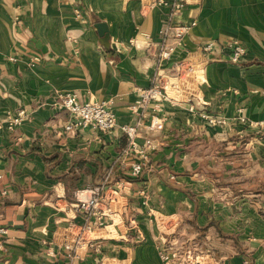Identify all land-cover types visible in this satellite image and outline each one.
I'll return each mask as SVG.
<instances>
[{
    "label": "crops",
    "instance_id": "obj_1",
    "mask_svg": "<svg viewBox=\"0 0 264 264\" xmlns=\"http://www.w3.org/2000/svg\"><path fill=\"white\" fill-rule=\"evenodd\" d=\"M171 2L0 0V118L27 113L14 133L0 130V264H183L178 246L185 241L200 246L195 257L207 264H264V144L235 141L264 122V0H186L173 21L195 25L162 74L172 82L168 69L184 62L197 69L196 79H181L178 103H161V129L149 128L146 111L134 148L121 131L136 122L130 107L156 73ZM99 22L106 38L97 34ZM210 40L238 41L246 51L242 64L219 59V50L207 59L198 48ZM63 93L87 103L112 100L114 130L65 131L69 115L55 108ZM200 112L225 124L209 125L194 114ZM235 148L242 150L237 157ZM235 158L238 193L252 201L206 203L204 219L199 202L171 187L163 169L184 180L198 163L229 169ZM134 164L142 165L137 177L130 175ZM215 177L229 193V172ZM101 186L95 211L103 225L81 235L94 218L78 209L77 198L89 199ZM187 215L195 232L172 238ZM247 220L256 228L249 236ZM77 238L83 240L74 246ZM164 245L178 258L163 261Z\"/></svg>",
    "mask_w": 264,
    "mask_h": 264
},
{
    "label": "built area",
    "instance_id": "obj_2",
    "mask_svg": "<svg viewBox=\"0 0 264 264\" xmlns=\"http://www.w3.org/2000/svg\"><path fill=\"white\" fill-rule=\"evenodd\" d=\"M165 3V2H163ZM186 5V0H172L170 3V11L163 21V25L159 30V41L156 44V54L154 57L156 65V73L152 76L150 83L147 87L141 88L137 91V101L131 105V111L137 116V120L133 125L121 126V131L126 135L128 145L131 148L135 147L136 138L138 134V128L141 122L146 118V111L149 109L152 111L149 117L151 130H159L162 128V120L156 116V113L161 110L162 102H177V93L179 91L180 83L184 81H192L196 79L194 66L185 64L184 62L173 63L168 74L172 75L171 81L166 80V73L162 74L163 66L166 62H169L175 51L179 48L181 40L184 35L195 25L194 22L182 23L175 25L174 17L182 11ZM199 52L210 59L215 50H219L220 58L223 56L226 60L233 65L242 64L245 56L244 47L236 40L221 41H206L201 43L198 48ZM215 59V58H214ZM218 59V58H217ZM181 76H183L181 78ZM184 86H182L183 88ZM186 102V101H185ZM113 101L106 100L98 103L82 102L74 93L60 94L56 100L55 108L59 111L68 113L69 119L64 126L65 131H74L78 129L89 128L96 133H107L116 127V116L113 111ZM189 109L193 110L192 104L189 105ZM204 117V116H203ZM27 113L25 110H17L13 114H6L0 118V130L6 129L9 132H15V130L25 122ZM208 124L213 126L224 125L223 119L218 117H210ZM256 127H264V122L255 124ZM142 169L141 164H134L131 167L130 175L137 177ZM102 186L92 190V194L89 199L77 198L78 209L84 211L88 216H92L94 219L88 221L82 228L81 235H85L88 232L93 231L95 228L103 225V217L96 213V208L101 202V190ZM83 238H77L74 244L77 245ZM74 247L65 245L66 251H71ZM176 257V254H168L163 250L161 258L167 262L169 259Z\"/></svg>",
    "mask_w": 264,
    "mask_h": 264
},
{
    "label": "rangeland",
    "instance_id": "obj_3",
    "mask_svg": "<svg viewBox=\"0 0 264 264\" xmlns=\"http://www.w3.org/2000/svg\"><path fill=\"white\" fill-rule=\"evenodd\" d=\"M182 103L187 104L188 105L187 110H189L192 113V110L189 109L190 108L189 105H191V102L189 101V99L188 100L186 99V102H182ZM194 114L207 123L210 117H216V116H212V115H209L203 112H200V114H196V113ZM249 128L251 130H254L252 134L247 133V135L237 136L235 138V141H241L245 139V141H247V144H249L248 140L250 141L256 140L259 143L264 144V131L259 130L258 128L260 127H256L255 124H250ZM241 151H242L241 148H235L233 149V152H234L233 155L237 157L239 156V154H241ZM237 160L238 159L235 158V162L230 163L229 169H227L226 167L222 168L221 163L214 164L212 168L210 164L198 163L197 168L193 170L191 169V171H186L185 175H187L188 178H184V180L178 179L176 177L177 175L174 176L173 172H171V170H169L166 166L163 167V169L167 171L166 172L168 174L167 180L169 181V185L171 187H174L177 190L181 191L182 195H186L187 197L191 198V200H197L199 202L198 204L199 218L204 219L205 218L204 211L206 208V203L214 204V205L228 204V205L236 206L238 205L239 202L243 203L247 201H252L253 199L252 196H246L245 198L243 194L238 193L239 181H238L237 172L239 168L238 164L240 163H238ZM186 166H189V165H186ZM250 166L251 164L249 165L247 164V167H250ZM223 169L224 171L229 172L230 178L224 180L225 186H229V191H228L229 193L223 192L221 190L222 180L221 179L217 180V177H215L217 174H221ZM241 169H243V167ZM210 177H213V178H210ZM228 182L230 184H228ZM244 199H247V200H244ZM237 211L238 210H233V214L235 213V215L232 216L236 219H230L233 222V224H237L238 222L237 221L238 216L236 214ZM263 215H264V211H263ZM189 219H190L189 215L183 217L181 225L179 227H176L175 231L171 234V237L176 236V238H189L190 233L195 232L194 229L189 227L190 226ZM249 223L250 222L247 220V225ZM232 226L230 225V230L232 229L233 231L242 229L240 227H237V225L233 227ZM255 229H256L255 226L251 225L250 223V227L247 226L245 230V233H246L245 235L249 236V234H252L253 231L256 232ZM259 230H262L264 232V227L259 228ZM200 232L201 233H199V237H200V234L202 235L203 231L200 230ZM196 238H198V236ZM178 248H179L178 250L181 256H183V264H197V262H200L201 264H207V261L205 258L199 259L195 257V254H196L195 252L199 251L200 246L197 243H194V241L193 242L185 241L181 243V246L180 247L178 246ZM163 250H165V252L168 254H176L175 258H178L179 256L178 250H173L175 252L170 251L169 247H167L166 245H164L161 248V253H163Z\"/></svg>",
    "mask_w": 264,
    "mask_h": 264
},
{
    "label": "water",
    "instance_id": "obj_4",
    "mask_svg": "<svg viewBox=\"0 0 264 264\" xmlns=\"http://www.w3.org/2000/svg\"><path fill=\"white\" fill-rule=\"evenodd\" d=\"M95 29L97 30V34L102 38H106L107 37V28L105 26V24L103 23H97L95 24Z\"/></svg>",
    "mask_w": 264,
    "mask_h": 264
}]
</instances>
